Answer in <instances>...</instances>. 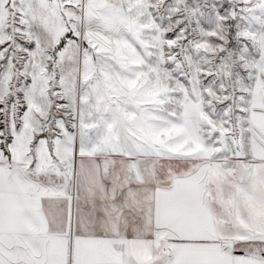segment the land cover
Returning <instances> with one entry per match:
<instances>
[{
  "label": "snow or ice",
  "instance_id": "6c2138e0",
  "mask_svg": "<svg viewBox=\"0 0 264 264\" xmlns=\"http://www.w3.org/2000/svg\"><path fill=\"white\" fill-rule=\"evenodd\" d=\"M0 264H264V0H0Z\"/></svg>",
  "mask_w": 264,
  "mask_h": 264
}]
</instances>
